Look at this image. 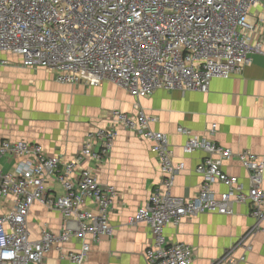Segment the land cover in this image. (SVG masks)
<instances>
[{
  "label": "built area",
  "instance_id": "1",
  "mask_svg": "<svg viewBox=\"0 0 264 264\" xmlns=\"http://www.w3.org/2000/svg\"><path fill=\"white\" fill-rule=\"evenodd\" d=\"M264 0H0V55L20 59L24 68H44L62 84L92 87L111 82L137 98L158 90L208 92L215 78L241 74L264 53L253 35L264 29V14L254 9ZM15 65L0 56V68ZM109 125L89 133L72 161L49 156L43 146L4 140L0 144V264H42L54 251L61 261L84 264L92 247L113 238L110 216L117 188L103 185L81 165L102 162L111 154L118 126L150 142L161 166L162 181L130 225L147 224L154 242L146 250L147 264H192L191 245L172 243L170 225L207 213L231 216L247 205L256 221L221 260L242 264L252 251L250 240L264 221V157L233 153L213 141L188 136L187 155L204 152L197 167L203 177L193 198L174 195L176 178L186 169L176 163L166 134L152 129L157 121L143 110L112 111ZM217 125H212L213 134ZM237 159L249 173L246 186L225 172V161ZM12 162L10 169L3 164ZM53 182L52 185L50 183ZM55 185L63 188L60 195ZM226 191L218 193L216 186ZM41 204L63 218L59 232L47 229L33 240L28 226L31 209ZM80 240L78 251L67 250ZM238 251L241 253L238 255Z\"/></svg>",
  "mask_w": 264,
  "mask_h": 264
},
{
  "label": "crops",
  "instance_id": "2",
  "mask_svg": "<svg viewBox=\"0 0 264 264\" xmlns=\"http://www.w3.org/2000/svg\"><path fill=\"white\" fill-rule=\"evenodd\" d=\"M254 13L264 14V2ZM253 40L264 43L263 28L253 35ZM3 56L15 65L0 70L3 79L0 85L5 90L0 100V144L4 140L38 144L47 155L72 161L89 133L110 124L107 119L112 111L137 114L143 110L157 119L152 129L167 135L175 162L186 165L174 188L175 196L186 199L199 192L203 177L197 167L207 155L201 151L185 154L183 148L188 136L181 129L235 154L247 151L264 157V53L255 55L252 64L241 74L213 79L208 92L158 90L143 99L111 82L96 87L62 84L50 70L24 68L19 65L18 57ZM212 125H217L213 134ZM12 164L8 161L3 166L10 169ZM81 167L91 169L101 184L114 186L118 191L110 216L115 235L94 245L84 264H147L145 253L154 242L151 229L145 223L130 225L129 221L147 204L162 181L161 166L152 144L118 126V137L108 158L100 163L88 159ZM223 168L248 185L249 173L237 159L225 161ZM55 189L63 194L60 185H55ZM216 190L221 193L226 188L218 185ZM8 204L0 202V206ZM62 224L58 211L41 204L31 209L28 218L33 240H38L45 229L59 232ZM255 224L249 207L238 204L231 216L207 213L188 217L179 226L170 225L166 237L172 243L194 248L192 264H221L226 251ZM261 229L250 240L252 251L242 264H264V221ZM80 243V240L72 241L66 249L78 251ZM42 264L72 263L61 261L54 251Z\"/></svg>",
  "mask_w": 264,
  "mask_h": 264
},
{
  "label": "rangeland",
  "instance_id": "3",
  "mask_svg": "<svg viewBox=\"0 0 264 264\" xmlns=\"http://www.w3.org/2000/svg\"><path fill=\"white\" fill-rule=\"evenodd\" d=\"M4 54H2V55H0L1 57H4L3 56ZM0 70H1V68H0ZM1 73V72H0ZM3 82V79H2V77H1V75H0V84ZM5 90L4 89H2V87H1V85H0V100H3V97H2V93L4 92ZM0 104L2 105V103H1V101H0Z\"/></svg>",
  "mask_w": 264,
  "mask_h": 264
}]
</instances>
